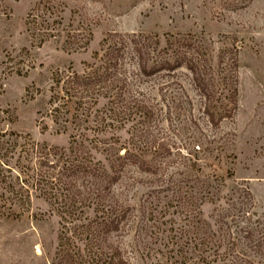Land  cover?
<instances>
[{"label":"rangeland","instance_id":"obj_1","mask_svg":"<svg viewBox=\"0 0 264 264\" xmlns=\"http://www.w3.org/2000/svg\"><path fill=\"white\" fill-rule=\"evenodd\" d=\"M116 34L145 42L150 69L183 66L143 76L126 50L118 87L69 85L67 97L68 77L105 72L94 55ZM132 100L146 110L129 111ZM82 133L80 160L118 168L104 205L129 211L107 252L128 264H264V0H0V136L29 186L50 172L32 149H67ZM126 151L145 168L115 157ZM31 189L20 215L0 203V264H65L58 206ZM196 228L210 244L181 256L175 238Z\"/></svg>","mask_w":264,"mask_h":264},{"label":"trees","instance_id":"obj_2","mask_svg":"<svg viewBox=\"0 0 264 264\" xmlns=\"http://www.w3.org/2000/svg\"><path fill=\"white\" fill-rule=\"evenodd\" d=\"M136 38L135 35L121 36L116 34L106 39L101 49L102 55L99 52L94 55V58H100L99 60L106 66L104 68L105 72L93 74L94 77H68V80L64 81L66 92H70V89L77 91L80 87H99L105 92L110 86L112 88L114 85L118 87L123 80L118 78L121 74L117 69L126 50L137 57L139 73L143 76L151 77L163 70L172 71L176 67L183 66L177 58L176 65L167 59L150 69L148 65L149 56L144 51L147 50L145 42L138 41ZM185 64L196 78L195 81L198 80V71L194 61L190 60ZM55 81L57 86H60V79L56 78ZM69 85L71 88L68 90L67 86ZM68 92L67 97H73ZM82 95L80 97L74 95L77 104L80 106L85 100ZM98 97L107 100L110 104L114 101V97L108 96L107 92L98 94ZM95 102L97 103L98 99H95ZM134 108L137 111L146 110L144 105L142 106L141 103L132 100L128 103V109L130 111ZM58 110L55 109V113H59ZM82 111L86 113L85 109H82ZM54 118V122L59 126L60 117L55 116ZM66 129L67 127H61L58 132H65ZM82 136H84L83 133L80 137L75 135L73 137L74 143L67 149L57 147L48 149L46 146L33 148L32 153L39 157L40 166L50 169V172L47 171V176L38 174L39 179L31 186L36 188V192L37 190L40 192V195L36 196L37 198H42L52 206H58L57 211L66 224L64 234L59 237V248L64 253L65 264H128L127 261L125 262L120 249L108 247V250L112 253L107 252L103 241L104 237L107 240L110 233L119 230L129 212L128 209L122 206L116 207L115 205L114 207L112 205L107 207L104 205V201H106V197L109 196L111 191V186L118 180L115 177V175H118V168L113 165L114 162L112 166L100 169L97 166H92L89 159L84 160L82 158L80 160L81 155L86 154L85 151L87 150L84 143H79ZM3 137H5V134L0 136V203L9 206L12 214L16 216L20 215L18 213L20 210L23 212L31 205L32 194L30 192L32 189L28 181L30 175L20 167L21 158L16 159V149L1 141ZM115 157L118 160L139 164L142 169L145 168V161L134 155H129L128 151L124 156L117 153ZM14 160H16V163H13ZM50 160H52V164L48 166L45 161L49 162ZM86 161H89L90 164H87ZM15 208L18 211H13ZM106 209L107 213L104 212ZM90 210L95 215L94 220L89 217L88 211ZM99 213L106 217L101 222L97 219ZM67 225L72 228H68ZM196 231H198L196 234L201 236L191 239H185V236L175 238L177 241L175 246L180 251L178 253L182 252L181 256L202 251L210 244L208 235H206L203 228H196ZM64 240L67 242H64ZM67 243L68 249L66 248ZM262 243H264V238L260 242H256L255 248L259 249L263 245ZM172 252L175 251L172 250ZM202 255H200V262H204ZM54 264L56 263L54 262Z\"/></svg>","mask_w":264,"mask_h":264}]
</instances>
